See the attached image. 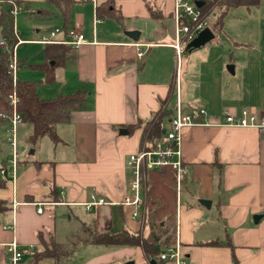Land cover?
I'll use <instances>...</instances> for the list:
<instances>
[{
  "label": "crops",
  "instance_id": "0c3cea01",
  "mask_svg": "<svg viewBox=\"0 0 264 264\" xmlns=\"http://www.w3.org/2000/svg\"><path fill=\"white\" fill-rule=\"evenodd\" d=\"M108 1L113 12L100 16L98 7L74 0L69 24L64 26L59 10L46 0H0V7L19 2L30 18L60 24L51 29L66 31L79 25L87 40L78 47L56 44L64 46L65 61L55 69V82L47 84L43 72L41 80L35 81L42 99L83 89L87 102L71 114L69 122L57 125L58 142L45 136L29 156L21 153V161L18 156L15 181L0 174V201L8 208L0 213V264H10L5 247L12 241L25 252L21 264H31L32 253L41 248V237L46 243L53 238L69 245L83 236L85 227L98 234L110 227L150 235L146 221L133 219L135 208L121 205L125 197L133 196L130 157L140 150L143 134L142 128L129 132V125L146 124L165 109L175 113L178 98L185 113L203 107L207 122H217L226 112L264 113L263 63L249 56L243 61L234 58L237 48L250 44L234 42L229 58L217 48L207 47L224 32L225 19L219 28L217 19H210L215 39L191 53L186 51L178 60L174 49L176 0ZM260 31L264 40V20ZM15 32L23 41L19 47L27 43L46 47L39 41L49 34L25 40L16 24ZM57 39L69 40L65 33H59ZM139 45H150L142 48V59L138 58ZM43 52L45 55V48ZM19 63L21 71L26 65L29 69L40 65L27 60ZM19 78L31 81L18 73ZM33 132V125L27 127L26 142ZM182 152L186 173L179 200L176 192V229L189 262L264 264V131L217 125L188 127L182 132ZM3 167L8 168L0 163V169ZM8 169L11 175L12 168ZM92 194L116 205L88 210L84 204L91 201ZM40 203H46L42 213L38 212ZM58 214L68 215V223L74 219L82 222L80 232L67 227L62 230L67 231L64 240L60 239ZM9 226L13 228H4ZM114 248L83 258L80 264H115L116 260L127 264L133 262L137 250L148 264L139 248ZM77 252L72 253L73 258L80 257Z\"/></svg>",
  "mask_w": 264,
  "mask_h": 264
},
{
  "label": "trees",
  "instance_id": "16d2710c",
  "mask_svg": "<svg viewBox=\"0 0 264 264\" xmlns=\"http://www.w3.org/2000/svg\"><path fill=\"white\" fill-rule=\"evenodd\" d=\"M53 4L60 12L64 21V26L69 24L70 7L74 0H46ZM204 3L201 7L204 15L217 17L216 28L222 26L229 9L246 6L258 7L261 0H198ZM21 8V3L13 2ZM4 3L0 7V38H6L7 48H0V125H10L13 108L10 99L14 92L18 98V112L21 114L23 123H30L34 127L32 136L28 139L30 143L36 144L43 137L48 136L53 141L58 142L56 127L59 124L70 121L74 111L81 110L87 102V94L81 89L73 95L58 96L53 99H42L38 92V82L18 79L16 85L8 74L11 60L10 50L20 40L15 35V17L12 14L14 4ZM112 3L105 1L98 6L100 16L111 14ZM217 9L218 11L214 12ZM46 61L40 65H31L34 70H39L46 74L45 82L53 84L55 82V69L65 61L64 46L48 44L45 47ZM55 63L52 65V63ZM174 115L173 111L162 110L155 114L153 119L146 124L137 123L129 125V132L138 128L143 129L141 138V148L146 144H151L155 140L163 137V131L168 124V119ZM140 148V149H141ZM143 189L145 208L147 211L146 224L150 226L151 233L145 237L139 233H132L123 229L112 230L110 227L105 233L98 234L91 228H84L83 235L75 238L69 245L57 243L51 238L50 243H46L41 237V248L31 255V264H41L54 260V264H68L72 259V253L81 245H95L105 247H129L142 250L149 264H166L160 259V255L165 246L174 244L176 241V189L175 173L170 168L157 171L143 169ZM3 183H0V187ZM8 210L5 202L0 201V213ZM166 217V220L163 218ZM158 220L159 222H156ZM167 221H172L168 225ZM155 261V263H154Z\"/></svg>",
  "mask_w": 264,
  "mask_h": 264
},
{
  "label": "built area",
  "instance_id": "2783aa9c",
  "mask_svg": "<svg viewBox=\"0 0 264 264\" xmlns=\"http://www.w3.org/2000/svg\"><path fill=\"white\" fill-rule=\"evenodd\" d=\"M84 3H90L98 7L102 0H81ZM197 0H176L174 9V18L176 22V39L177 43L174 46L178 60L187 51V47L191 44L205 29L209 28L207 16L204 15L202 9L198 7ZM13 3V2H10ZM14 4V3H13ZM20 9L14 4L12 14L16 15ZM59 33H65L68 39L59 40L57 36ZM15 35L17 33L15 32ZM23 41H19L10 50L11 60L9 63L8 74L16 85L18 81V72L20 68L19 60L17 59V49ZM39 43L48 44H64L67 46L78 47L87 43L84 34L79 25L73 29H51L49 36L44 37ZM150 45H139L138 58L142 59L145 52L142 48ZM8 47L6 38L0 40V48ZM177 93L179 97L180 85L177 84ZM10 105L13 108V114L10 119V144L13 148V157L10 161L12 173L9 174V169L3 167L0 169V174L9 178L12 181L16 180L18 169V146L16 139V130L20 123H22L21 114L18 112V98L14 92L10 99ZM207 116V111L203 107L197 108L195 113H185L181 102L178 98V104L174 115L168 121L161 139L155 140L151 144L144 145L137 153L131 155L130 164L133 168V179L130 183V189L133 193L132 197H125L121 205L134 207L133 219H140L142 222L146 221L147 211L145 208L144 189H143V175L142 170L157 171L165 168H170L175 173V187L177 198L180 199L181 192L184 186V179L186 173V166L183 160L182 152V132L185 128L194 126H225L235 128H255L264 131V113H253L249 110H243L240 115H233L226 112L223 117L217 122H207L204 118ZM9 179V180H10ZM46 203H40L38 212H43V206ZM88 210L92 207L104 205H116V203H109L104 198H99L95 194L91 195V201L84 204ZM15 206V205H14ZM5 229H12L13 227H4ZM177 239L174 244L165 246L160 255V259L166 263L171 264H191L187 259L184 249L178 239V227L176 229ZM6 257L10 264H21L24 260L25 252L21 249L16 241L8 243L5 247ZM46 264V263H44Z\"/></svg>",
  "mask_w": 264,
  "mask_h": 264
},
{
  "label": "rangeland",
  "instance_id": "374dc122",
  "mask_svg": "<svg viewBox=\"0 0 264 264\" xmlns=\"http://www.w3.org/2000/svg\"><path fill=\"white\" fill-rule=\"evenodd\" d=\"M218 10L215 9L214 12ZM210 17V18H209ZM215 22L217 19L215 15L207 16V20L209 25H211V20ZM264 20V0H262V4L259 7H237L231 8L228 10L225 16V26L224 32L221 35H218L217 39L209 44L207 47L210 48H217L220 53H224L228 56L231 54L234 42H243L246 44H250V47H243L237 48L239 49L234 58L239 61H243L244 58H248V56L257 62V60L261 61L264 65V40L262 39L260 25ZM15 24H16V31L21 34V37L25 40H34L41 37L43 34H49L51 28H54L60 25L58 22L48 21V20H38L34 18H30L29 13L25 10L20 8L16 15H15ZM37 31H40L38 33ZM2 38H0L1 40ZM206 47V48H207ZM45 46L33 43L23 44L19 47L17 51V58L19 60H27L28 63L32 64H42L46 61L44 50ZM206 48H203L204 52L206 53ZM247 50V51H246ZM241 51V52H240ZM246 51V56L244 57V53ZM242 55V56H241ZM257 59V60H256ZM258 63V62H257ZM21 71L19 70V76L26 78L27 80L31 81H39L41 80L42 72L39 70L29 69V66H25ZM228 69V68H227ZM22 72V73H21ZM264 112V110H263ZM32 127L30 123H20L16 130V139H17V146L19 151V157L21 161V153L24 155L29 156V154L38 147V145H33L29 142L25 141L26 138V131L27 127ZM10 125L1 124L0 125V163L7 164L8 168L11 169L10 160L12 158L13 148L10 144ZM33 134V133H32ZM31 134V135H32ZM59 215L57 217L58 220V228H59V238L64 240L63 234H66L67 231L64 233L62 232L63 229H67V227H71L74 231L80 232L82 228V222L78 219L72 220V222L68 223V215L63 216ZM89 216L84 218L85 220L88 219ZM82 219V220H84ZM147 219V217H146ZM166 220V217L163 218ZM156 222H159L156 220ZM168 225H172V221H167ZM176 223H174L175 225ZM61 233V234H60ZM85 236V235H83ZM115 249L114 247H105V246H92V245H81L77 250V254H80V257H72L68 264H80L83 258H92L95 256L102 255L108 251ZM135 264H145L142 253L137 250L134 258L131 260ZM115 264L118 260L115 261ZM54 260L47 261L46 264H54ZM149 264V262H148Z\"/></svg>",
  "mask_w": 264,
  "mask_h": 264
},
{
  "label": "water",
  "instance_id": "95a60500",
  "mask_svg": "<svg viewBox=\"0 0 264 264\" xmlns=\"http://www.w3.org/2000/svg\"><path fill=\"white\" fill-rule=\"evenodd\" d=\"M197 5H198V7L201 8L204 5V3L201 1H198ZM214 39H215L214 32L210 28H207L202 33H200V35L191 44L188 45L187 51H189L191 53L195 49H199V48L205 46L206 44L210 43ZM229 70L233 71V67H229ZM163 133H165V131H163ZM154 263H155V261H154ZM127 264H134V263L129 262Z\"/></svg>",
  "mask_w": 264,
  "mask_h": 264
}]
</instances>
